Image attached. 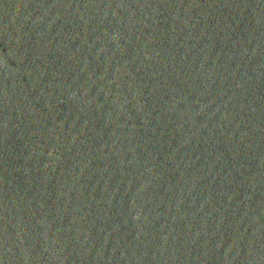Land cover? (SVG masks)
<instances>
[{"label":"water","instance_id":"water-1","mask_svg":"<svg viewBox=\"0 0 264 264\" xmlns=\"http://www.w3.org/2000/svg\"><path fill=\"white\" fill-rule=\"evenodd\" d=\"M0 264H264V0H0Z\"/></svg>","mask_w":264,"mask_h":264}]
</instances>
